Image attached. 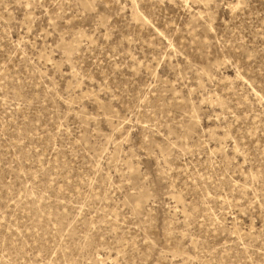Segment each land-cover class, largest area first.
Masks as SVG:
<instances>
[{
	"label": "rangeland",
	"instance_id": "1",
	"mask_svg": "<svg viewBox=\"0 0 264 264\" xmlns=\"http://www.w3.org/2000/svg\"><path fill=\"white\" fill-rule=\"evenodd\" d=\"M0 264H264V0H0Z\"/></svg>",
	"mask_w": 264,
	"mask_h": 264
}]
</instances>
